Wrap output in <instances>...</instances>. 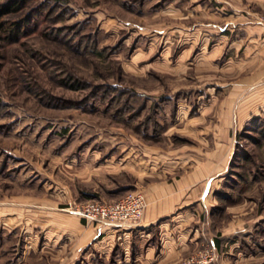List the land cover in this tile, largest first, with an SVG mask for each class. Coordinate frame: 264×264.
Instances as JSON below:
<instances>
[{
    "label": "rangeland",
    "instance_id": "374dc122",
    "mask_svg": "<svg viewBox=\"0 0 264 264\" xmlns=\"http://www.w3.org/2000/svg\"><path fill=\"white\" fill-rule=\"evenodd\" d=\"M196 1L24 0L3 16L0 205L29 216L44 203L111 201L175 153L221 154L223 200L253 201L242 252L264 264V97L255 87L243 107L253 113L239 117L226 100L247 93L231 83L242 72L200 69L198 35L186 52ZM206 247L179 264H212Z\"/></svg>",
    "mask_w": 264,
    "mask_h": 264
},
{
    "label": "crops",
    "instance_id": "0c3cea01",
    "mask_svg": "<svg viewBox=\"0 0 264 264\" xmlns=\"http://www.w3.org/2000/svg\"><path fill=\"white\" fill-rule=\"evenodd\" d=\"M190 8L200 17L186 30V52L198 35L200 69L242 72L231 83L247 93L236 87L226 101L237 104L239 117L253 113L243 107L257 88L264 97V1L197 0ZM221 156L212 163L175 153L167 168L138 183L144 206L126 224L85 221L62 205L28 208L29 216L0 205V264H179L203 242L214 249L212 264H247L253 258L242 252L240 233L254 219L253 201L223 200Z\"/></svg>",
    "mask_w": 264,
    "mask_h": 264
},
{
    "label": "built area",
    "instance_id": "2783aa9c",
    "mask_svg": "<svg viewBox=\"0 0 264 264\" xmlns=\"http://www.w3.org/2000/svg\"><path fill=\"white\" fill-rule=\"evenodd\" d=\"M143 206L144 194L140 189L134 188L126 190L111 201L86 199L72 202L66 208L85 221L126 224L140 216ZM202 252L199 255H203L204 260H208L213 255V247H206Z\"/></svg>",
    "mask_w": 264,
    "mask_h": 264
},
{
    "label": "trees",
    "instance_id": "16d2710c",
    "mask_svg": "<svg viewBox=\"0 0 264 264\" xmlns=\"http://www.w3.org/2000/svg\"><path fill=\"white\" fill-rule=\"evenodd\" d=\"M23 1L24 0H0V23L4 21L3 16L23 6Z\"/></svg>",
    "mask_w": 264,
    "mask_h": 264
}]
</instances>
